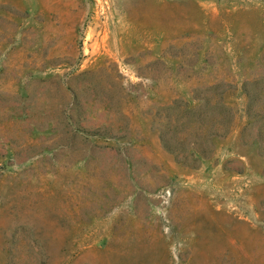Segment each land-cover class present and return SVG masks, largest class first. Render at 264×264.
I'll list each match as a JSON object with an SVG mask.
<instances>
[{
	"label": "rangeland",
	"instance_id": "obj_1",
	"mask_svg": "<svg viewBox=\"0 0 264 264\" xmlns=\"http://www.w3.org/2000/svg\"><path fill=\"white\" fill-rule=\"evenodd\" d=\"M0 264H264V0H0Z\"/></svg>",
	"mask_w": 264,
	"mask_h": 264
}]
</instances>
